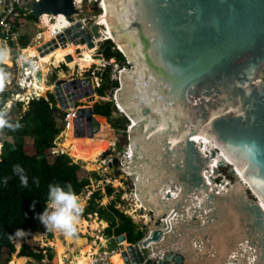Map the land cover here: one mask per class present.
I'll use <instances>...</instances> for the list:
<instances>
[{
  "label": "water",
  "instance_id": "1",
  "mask_svg": "<svg viewBox=\"0 0 264 264\" xmlns=\"http://www.w3.org/2000/svg\"><path fill=\"white\" fill-rule=\"evenodd\" d=\"M29 9L35 18L66 17L71 24L57 36L62 46L96 49L105 41H94L103 33L96 20L85 27L75 20L80 11L73 0H32ZM101 21L128 64L105 98L126 129L123 154L142 134L145 152L163 151L155 154L165 168L156 171V188L181 187L176 199L165 192L170 202L147 199L156 216L177 215L179 225L171 229L160 219L133 244L118 236L126 244L123 264H264V0H108ZM57 45L51 39L38 47L40 55ZM34 76L40 80V70ZM94 82L58 77L39 97L52 93L61 110L81 98L94 104ZM92 105L75 108L74 137L99 131ZM155 108L170 114L162 130ZM169 137L179 140L172 144ZM120 148L111 144L99 157L117 164ZM150 251L158 259L145 258Z\"/></svg>",
  "mask_w": 264,
  "mask_h": 264
},
{
  "label": "rangeland",
  "instance_id": "2",
  "mask_svg": "<svg viewBox=\"0 0 264 264\" xmlns=\"http://www.w3.org/2000/svg\"><path fill=\"white\" fill-rule=\"evenodd\" d=\"M98 1L100 2L101 0H83L80 4L79 9L81 10V13H79V16H84L89 19V18H94L97 15H100L101 8L98 4ZM39 29L40 28L38 26V21L29 20L25 25L18 28L19 34H17L16 41H14L13 43H10L8 41L0 42L3 47H6L9 50V56L6 62L8 64V67L5 68L4 70L10 76V79L8 80L5 90L2 93H0V106L1 109L4 108L6 104L9 106L8 109L6 110V113L10 119L17 120L21 117L22 112L25 109H27L28 97L32 96L34 98L35 96H39V95H35L34 93L29 95L26 90L27 84L24 83L26 84L24 85L26 87L25 88L24 86H21L20 83V82H28V79L25 76L23 77L22 63L24 62V60L25 59L30 60V58H33V60L42 59L41 57L42 55H40V53H38L36 50V43L34 41V35L36 31ZM19 35L20 36L25 35L27 37L28 44L25 47H21L20 44L18 43ZM45 35H46L45 40L50 38L49 29L45 30L44 36ZM104 38H108V37L102 36L97 40L98 43L99 42L101 43L104 40ZM101 45H98L97 48L94 50V52L90 54L91 55L90 58L85 56L78 57L79 53H76L75 49L76 48L81 49L82 47L81 44L73 45L71 43H67L65 46L57 45L56 47L46 51L43 55H45L46 57V53L49 52L51 56L50 58L47 59L46 65L44 66L45 68L44 75L41 76L42 79L40 84L43 87V90L47 89L46 92H50L52 90L51 88L54 83V80L58 77L63 79H71L76 77L82 78L86 76H91L94 79V77H96L95 75L97 71L99 73L104 71L105 67H103V64L105 63L112 65V72L110 74V78L116 79L115 73L119 71V68L121 66L116 64L113 58L107 60L103 58L101 54L98 53V50ZM28 46H35V47L27 48ZM67 54L71 55V59L69 61H65V57ZM102 58L103 61L101 60ZM81 60H89L93 62V64H91L89 67H83L79 64ZM62 61H65V63ZM122 67H128V66L125 65ZM93 71L94 73H92ZM100 81L101 80H99L98 82L100 83ZM96 86L97 85H95V87ZM104 97L106 98L107 96L105 95ZM104 97L101 98L97 94V98L95 100L96 102L104 103L106 102V99H104ZM15 102H21V104L14 105ZM52 103H57V100L55 99L54 96L52 99ZM76 104L77 106L92 105L93 101L92 100L89 101L86 98H81L79 101L76 102ZM55 105L57 107V104ZM54 114L56 119L61 120V122L60 120H57L60 122L57 123V125L63 126L64 111L61 110L59 107H57V109L54 110ZM112 117L117 118L116 116H112ZM100 119L101 120L99 119L97 120L99 122L100 127L101 126L105 127L108 130V134L104 133L102 136L108 137L109 140L112 142V144H117L121 146L119 150L114 151L115 152L114 156L118 159L117 164H113L110 166L108 163L106 164L102 163L101 162L102 159L99 157L100 154H98L96 149H95L96 157H94V154H92L93 152L88 151L86 149L88 147V145L85 144L86 138L83 139L84 144H82L79 140V137H74L72 133L66 131L68 128L67 129L63 128L60 131L59 136L57 138V144L55 143V139H54V144L56 148L53 147L49 149L47 151L46 157L49 160H51L56 154V153L52 154V151H58L57 153H60L61 151L59 150L60 149L59 147H61V149L64 148L63 150L69 153L75 159L73 160V158L71 157L72 161L78 163L80 166L77 171V175L79 179L83 177H88L90 179V185L84 190V192L78 195L79 196L78 199L83 202V206H84L83 209H85V207L87 206V201L91 192L99 190L100 194L102 195V198L99 200V204L101 206H106L111 202L116 201L115 208L119 209V211L123 212L125 215L130 216L133 222L137 224L143 232H145V230L149 228L151 224L156 223L160 219H163L168 222L170 219H165L164 215H162L163 213L156 216L155 211H153L152 209L146 210L144 207H142L141 201L137 195L138 186L136 180L134 179L133 175L128 171L127 166L124 162V158L126 155L124 156L123 152L125 150L124 146L126 145V141H127L126 138L127 133L124 131L126 129L124 128V130H122V128H113L110 126L107 118H105L106 120L105 121L100 116ZM105 122H107L108 125L104 124ZM4 140L11 142L13 141V137L0 132V148ZM22 141L25 152L29 154L33 153L34 147H33L32 137L31 136L22 137ZM78 146L82 147L83 153L79 151ZM108 148L106 150H108ZM129 148L130 147H128L127 150H129ZM110 159L112 160L111 157ZM121 168H123V170ZM94 171L97 172L98 174L97 179H95L91 175V173ZM169 179L171 178L169 177ZM109 185L114 189V192L110 196H106L105 194L106 187ZM118 198L119 200L117 201ZM80 219H84L88 223H92L96 221L97 222L96 224L99 225V227L97 228L98 231L90 227L87 229L86 233L79 231L77 228V233L79 234V236L78 237L74 236V238H84L86 240V244L82 245V241H79V243L76 244H73L71 240L64 242L61 233L48 232L45 226L39 220V225L45 228L43 232H39L43 234V235L41 234L42 237H39L41 238L38 243L39 245L35 247L31 246L27 244L26 240H23L21 244L24 243L25 245L28 246L27 252L40 253L45 255L43 259L42 260L35 259L32 255H28V253H27V258H25V256L24 257L19 256V249L21 245L18 246V238H16L15 245L13 244L14 252L12 253L3 252L2 255L0 256V262L7 261V264H38L37 261H42L43 263L40 264H80V263L84 264L86 260L89 261V258H91L92 255L90 250L91 242L95 241L96 238L104 239V237L102 236V232L106 228L107 223L105 221L97 219L96 215H91L88 217H80ZM101 222H104L105 226H103ZM39 233H31V235L32 234L36 235ZM56 234H57V238L61 241L59 243L54 241L56 238L55 236ZM107 242H106L107 251L110 250L113 251L114 253H112L111 255L116 254V256L118 257L117 259H115L112 258L110 255L108 261L110 264H116V263L118 264L119 263L117 261L118 259L122 261L119 252L122 249V247L125 246L126 244L125 242H122L123 246H119V245L116 246L117 243L116 238H114V240H108ZM88 245H89L88 253L83 252L81 249H83ZM97 245H99V242H97ZM46 247L51 249V252L53 254L51 259H47L46 257V251L44 250ZM150 252L155 254L156 259H158L156 251L155 252L150 251ZM80 254L83 255L82 262H78V258ZM15 258H19V259L16 260Z\"/></svg>",
  "mask_w": 264,
  "mask_h": 264
},
{
  "label": "trees",
  "instance_id": "3",
  "mask_svg": "<svg viewBox=\"0 0 264 264\" xmlns=\"http://www.w3.org/2000/svg\"><path fill=\"white\" fill-rule=\"evenodd\" d=\"M27 18L33 21L36 20L32 14H28ZM45 38L46 35L44 36ZM18 42L21 47H25L28 44L27 37L21 35ZM33 47L35 46H28L27 48ZM98 53L107 60L113 58L114 62L121 67L128 66L124 55L110 43L109 39H106L100 46ZM111 72V64L105 65L104 71L100 73L96 72V76L101 81L99 86L94 88V91L99 96H105L109 88L118 85L117 79L110 78ZM96 98L97 95H95ZM52 99V93H47V98H31L28 101L27 109L22 112L19 119H10L7 116L12 123L19 122L22 127L16 131L7 128L0 131L13 137V141L11 142L4 140L0 148V256L3 252H14L13 244L15 245L16 238L10 239L9 237L14 235L18 229L28 232L27 236L18 238V246L21 245L23 240L27 241L31 233H39L45 230L44 227L39 225L37 214L42 213L46 207L49 184H59L61 186L71 184L77 196L90 185L88 177L79 179L77 171L80 166L78 163L72 161L73 157L66 151H64L65 153L55 154L51 160L46 157L47 151L55 147L54 139L57 144V138L63 129L62 126H58L56 123L54 110L57 107L55 103H52ZM16 104L19 105L21 102H15L14 105ZM92 110L94 114H97L95 115L96 120H101L100 116L103 120L107 118L111 127L122 128L124 130L118 123V119L112 117L111 101L104 103L96 102L92 105ZM105 124L108 125L107 122ZM72 130V127L69 126L66 131L73 133ZM25 136L32 137L34 152L31 154L24 150L22 137ZM78 147L79 151L83 153L82 147ZM73 160L75 159L73 158ZM17 164L25 169V175L28 178L27 187L21 185L20 177L13 171V166ZM91 175L95 179L98 178V174L95 171ZM6 177L8 178V182L5 185L4 179ZM37 180L38 184L34 182ZM113 192L114 189L110 185L106 187V196H110ZM101 198L102 195L99 190L93 191L89 195L87 206L83 209L81 217L96 215L97 219L105 221L107 227L102 232V236L105 239L114 240V238L120 235H125L127 242L130 244L139 241L142 238L143 231L133 222L132 218L115 208L116 201L106 206H101L99 204ZM34 201L35 207H33ZM101 223L105 224L104 222ZM61 235L64 242L71 240L73 244L79 243V241H82V245L86 244L84 238H68L62 233ZM55 236L54 241L57 243L61 242L57 238V234ZM76 236L78 237L79 234L77 233ZM27 247L25 246L22 252L23 256L27 257L28 253V255H32L38 260H42L45 256L40 253L27 252ZM44 250L46 251L47 259H51L53 256L51 249L46 247ZM81 250L88 253L89 245ZM0 264H7V261L0 262Z\"/></svg>",
  "mask_w": 264,
  "mask_h": 264
},
{
  "label": "bare ground",
  "instance_id": "4",
  "mask_svg": "<svg viewBox=\"0 0 264 264\" xmlns=\"http://www.w3.org/2000/svg\"><path fill=\"white\" fill-rule=\"evenodd\" d=\"M77 1L80 2V0H77ZM107 2H108V0H101L99 2V6L101 8V12H100V15L97 16V21L100 22V24H103L102 21H101V18L103 16L104 10L106 8ZM43 17H45V14L43 15ZM55 17L60 18L61 20H63L64 24H66V25L68 24L67 20L62 16V14L55 15ZM102 31H103L102 36L108 37L104 27H102ZM71 44H73V43H71ZM77 44H80V43H77ZM73 45H75V44H73ZM81 46H82L81 49L80 48H76L75 49V52L79 53L78 57H84L85 56V57H89L90 58L91 57L90 54L94 52L95 47H88L86 44H81ZM86 55H88V56H86ZM50 56H51V54L49 52H47L46 53V57H45V55L41 56L42 57L41 60L40 59H38V60H33L32 59L34 68L38 67L37 69L40 70V75L41 76L44 75V69H45L44 66L46 65V61H47L48 58H50ZM29 61L30 60H27V59L24 60V62H29ZM79 64L81 66H83V67H89L91 64H93V62H91L89 60H81L79 62ZM32 71L35 73V69L32 70ZM41 79H42V77L40 78V80H37V78L35 77L34 79H31L30 82L28 81L26 90H27V93L29 95L33 94V93L35 95H41V94L45 93V91L47 89L43 90V87L40 84ZM26 90H25V92H26ZM95 95H97V94H95ZM95 95H94V99H95ZM104 99H105V97H104ZM155 111L159 114V117H160L159 120H158L159 122H158L156 128L158 130H162L163 128L166 127V120L169 119L170 114L167 113V115L165 114V116H164V114L162 115V112H161V110L159 108H155ZM140 117L137 116L136 118H131L130 122L132 124H136V119L140 118ZM153 120H154V118H150V120L148 122H144V128H147L149 126V122L151 123V122H153ZM104 133L108 134V130L105 127L101 126L99 131L97 133H95L93 135V137L92 136L91 137H87V136L79 137V140H80V142L82 144H84L83 139L86 138L85 144L88 145V147L87 148L85 147V148L88 151L93 152L92 154H94V157H96L95 156L96 155L95 149L97 150L98 154L101 155V153L103 151H105L112 144V142L109 140L108 137L102 136ZM147 134L149 135L150 133L148 132ZM139 139H143L142 134L136 133L133 136L132 145L130 146L129 150H127V153L125 154L126 156L124 155L125 156L124 162H125V164L127 166L128 171L133 175L134 179L136 180V183H137V186H138L137 195H138V198L141 201L142 207H144L146 210L152 209L157 214L156 207L153 204H148L147 203V199L149 197H154V198H156L158 200V202H163V201H169L170 202V199L165 197V192L168 191L169 193L172 194L173 198L176 199L178 197L179 193H180V188L181 187L176 186V189H170V184H166L165 187L156 188L157 184H158V181H159V178H158V175H157L156 171L159 170V169H165V168H162L159 165L160 164V159H158L155 156V154L157 152L161 153L163 151L161 149L155 148L154 150H151L150 152H145L143 150V148H142V145H141ZM178 140H179L178 137H169V141L172 144L177 142ZM135 144H138V145L135 146ZM59 148H60L59 149L60 151L64 152V150L61 149V147H59ZM177 217H178L177 215H174L172 220L168 221L169 226H170L171 229H173V228H175L176 226L179 225L178 224L179 221H177L178 220ZM102 225L105 226V224H102ZM90 227L93 228L94 230H97L99 225L96 224V221H94L92 223H88L84 219H80L79 220L78 230H80L81 232L83 231V233H86L87 229L90 228ZM41 234L42 233H39V234H36V235L32 234L31 238L27 240V243L29 245H31V246H34V247L38 246L39 245L38 243H39V241L41 239L39 237H42V235H43V234L42 235ZM37 235H40V236H37ZM111 257L115 258V259L118 258L116 256V254L111 255ZM82 261H83V255L80 254V256L78 258V262H82ZM117 261L119 262L118 264H123V261H121L119 259ZM80 264H83V263H80ZM84 264H91V258H89V261L86 260V262Z\"/></svg>",
  "mask_w": 264,
  "mask_h": 264
},
{
  "label": "built area",
  "instance_id": "5",
  "mask_svg": "<svg viewBox=\"0 0 264 264\" xmlns=\"http://www.w3.org/2000/svg\"><path fill=\"white\" fill-rule=\"evenodd\" d=\"M83 0H80L78 2L77 0H73L74 6L78 8L81 13L80 4ZM32 2V0H0V42L1 41H8L10 43H13L17 39V34H19L18 28L25 25L30 19L27 18L28 14H31L29 5ZM99 4V1H98ZM44 14L40 15L38 18H36L35 21H38V26L39 30L36 31L34 35V41L36 43V50L38 53L40 51L38 50V47H41L43 44L46 42L50 41L51 39H55L58 45H61V42L57 40V36L64 31L66 27H68L71 23L66 19V17L62 14V16L67 20L68 24H64L63 20L60 18L55 17V15H49L45 14V17H43ZM58 15V14H57ZM75 17V20H80L82 23V27H85V22L89 19L96 20L97 21V16L94 18H87L84 16H79L78 15H73ZM98 22V21H97ZM98 24L103 27V24ZM46 29L50 30V38L44 39V32ZM20 37V35H19ZM18 37V38H19ZM108 38H104L106 40ZM96 42L97 40L94 39ZM16 43V42H15ZM19 43V42H18ZM33 58H30L29 62H23V77L25 76L28 81L30 82L31 79H34V72L32 70H36L37 68L33 66ZM103 61V58L101 59ZM65 63V61H62ZM108 63L103 64V67L107 65ZM94 73V71L92 72ZM96 76V75H95ZM97 81H96V80ZM99 80L98 76L94 77V83L95 85L99 86ZM21 86H24L28 84V82H20ZM26 83V84H24ZM25 87V86H24ZM26 88V87H25ZM39 97V96H35ZM31 97H28L27 101H29ZM11 102V101H10ZM12 103V102H11ZM77 107V104H74V107L68 108L64 111V116H63V128L67 129L69 126L72 127L73 129V118L75 117V108ZM58 151H52V154H57ZM102 159V158H101ZM111 161L110 157L106 159H102V163H109ZM123 166V164H122ZM123 170V168H121ZM92 193V192H91ZM91 216V215H88ZM120 244L116 243V246ZM99 253V252H98ZM94 254L91 259V264H100L105 261H108L110 255L114 253L113 251H107L106 249L100 252V254ZM148 257L152 259L153 261L156 260L155 254L149 252L148 254L145 255V258ZM65 260V259H64Z\"/></svg>",
  "mask_w": 264,
  "mask_h": 264
},
{
  "label": "clouds",
  "instance_id": "6",
  "mask_svg": "<svg viewBox=\"0 0 264 264\" xmlns=\"http://www.w3.org/2000/svg\"><path fill=\"white\" fill-rule=\"evenodd\" d=\"M8 56L9 50L6 47L0 46V65L7 62ZM9 79V74L3 67H0V93L5 90ZM8 107L6 104L4 108L0 109V131H3L5 128L16 131L22 127L19 122L12 123L7 118L6 110ZM13 171L20 177L21 185L27 187L28 178L25 175V169L17 164L13 166ZM7 182L8 178L6 177L4 179L5 185ZM34 182L38 184V180ZM33 207H35V201L33 202ZM83 208V203L78 199L71 184L65 186L49 184L46 207L42 213H38L37 215L48 232H59L65 237L71 238L77 235V228ZM27 235L28 233L23 229H18L9 238H23Z\"/></svg>",
  "mask_w": 264,
  "mask_h": 264
},
{
  "label": "crops",
  "instance_id": "7",
  "mask_svg": "<svg viewBox=\"0 0 264 264\" xmlns=\"http://www.w3.org/2000/svg\"><path fill=\"white\" fill-rule=\"evenodd\" d=\"M26 60V59H25ZM27 60H29V59H27ZM101 97V96H100ZM101 98H103V97H101ZM56 104V103H55ZM100 116V115H99ZM57 120H60V119H56V123H60L61 122V120H60V122L59 121H57ZM89 199V198H88ZM88 217V216H87ZM107 227V226H106ZM105 239V238H104ZM103 238H96V240L95 241H92L91 242V244H90V250H91V259L93 258L92 256L96 253H98V254H100V252H102L103 250H107V241H108V239H105L104 240ZM98 240V241H97ZM100 240H102V241H100ZM97 242H99V245H97ZM102 242V243H101ZM107 242V243H106ZM65 259V258H64ZM100 264H110L109 263V261H105V262H103V263H100Z\"/></svg>",
  "mask_w": 264,
  "mask_h": 264
},
{
  "label": "flooded vegetation",
  "instance_id": "8",
  "mask_svg": "<svg viewBox=\"0 0 264 264\" xmlns=\"http://www.w3.org/2000/svg\"><path fill=\"white\" fill-rule=\"evenodd\" d=\"M76 104V103H75ZM103 139V138H102ZM97 223V222H96ZM80 231V230H79ZM83 232V231H82ZM30 239V238H29ZM25 246H27V245H25L24 243L23 244H21V247H20V249H19V256H21V257H24L23 255H22V252H23V250H24V248H25ZM13 256V255H12ZM25 258H27L26 256H25ZM16 260L17 259H19V258H15ZM15 260V261H16ZM14 261V262H15ZM11 262V261H10ZM12 263H13V261H12Z\"/></svg>",
  "mask_w": 264,
  "mask_h": 264
}]
</instances>
